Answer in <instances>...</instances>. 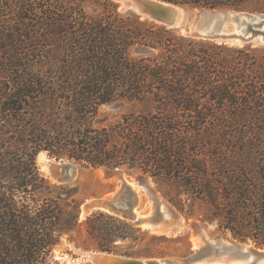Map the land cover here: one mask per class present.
Listing matches in <instances>:
<instances>
[{
  "label": "trees",
  "instance_id": "trees-1",
  "mask_svg": "<svg viewBox=\"0 0 264 264\" xmlns=\"http://www.w3.org/2000/svg\"><path fill=\"white\" fill-rule=\"evenodd\" d=\"M166 1L264 12V0ZM112 104L128 107L104 124ZM250 123L264 124V48L177 35L110 0H0V264H56L78 225L75 192L40 173L41 152L139 170L185 216L200 203L202 221L264 249V184H243L259 179L264 143L236 128ZM84 226L101 251L139 241L104 211Z\"/></svg>",
  "mask_w": 264,
  "mask_h": 264
},
{
  "label": "rangeland",
  "instance_id": "rangeland-1",
  "mask_svg": "<svg viewBox=\"0 0 264 264\" xmlns=\"http://www.w3.org/2000/svg\"><path fill=\"white\" fill-rule=\"evenodd\" d=\"M112 1V0H110ZM114 4L115 2L112 1ZM116 5V4H115ZM94 4L85 3L84 10L87 13H95L94 12ZM230 8H201V7H193L188 5H183V9L179 8V17L176 21V26L171 29L177 35H184L193 37L196 39H203L208 41H213L216 43H224L231 46H244V45H233L229 43L222 42L217 39L211 38H201L192 35H186L182 32V30L187 31L190 30L191 27L203 28L208 24V17L204 12L213 11L212 13H216L214 10L225 11ZM118 10V9H117ZM237 10V9H236ZM249 14H262L264 12H252L249 9H244ZM120 12V11H119ZM202 12V13H201ZM155 23V22H154ZM157 24V23H156ZM160 25V24H158ZM236 26V24L228 19L221 20L218 22L217 26L225 29H229ZM163 26V25H162ZM165 27V26H164ZM251 47L264 48V45H250ZM128 107V104L124 106L120 104H112V105H104L100 108V117L104 119L103 123L107 124L117 120L122 112H124ZM207 127H212V125H206ZM227 126V125H226ZM241 131V134L246 132L254 133V139L250 140V144L252 146H256L258 144L264 143V124L256 123V124H243L242 126H236ZM232 129V130H231ZM234 126H229V128H224L226 131H233ZM264 148V147H263ZM264 152V151H259ZM264 155V153H262ZM39 155V154H38ZM36 157V163L39 168L40 173L46 177L51 184H63L67 186L69 190L75 192L74 198H76L79 202L78 209V225L74 228V230L65 234L61 238V242L57 245L52 252L51 261L56 264H93L88 258L87 253H93L101 251L98 249L96 242L92 239L86 232L84 221L91 213H85L84 216L80 215V208L85 201L95 199V198H103L108 195H114L115 192L119 191L123 184V178L129 181L133 186L136 187L135 191L137 193L138 202L135 207V210L139 214V216L143 218H147L153 215L155 205L154 200L151 198L148 192V188L138 184H149V189L154 194V197L157 201H163L165 204V212L167 214V219L165 221H161V225L156 227L154 230H149L145 225H137L134 221L129 220L127 218L122 217L119 214H113L121 219H125L129 221L133 225L139 227V241L133 242L132 240L125 241H117L112 245L113 251L110 253H114L123 257L126 256V252H135L137 250H142L147 246H150L153 250V257L146 258L140 257L136 259L140 260H159L164 262H169L173 264H186L187 259L196 254L198 245L204 246V242L202 237L200 236L197 227H200L204 230L205 238L215 239L221 238L224 243L227 242H240L231 238L230 234L227 232H222L217 229L216 222H206L202 221V214L204 212V207L202 204L198 203L195 206V211L193 215L185 216L183 213L176 210L162 195L161 192L157 189L155 184H168L165 182H157L153 178L148 175L143 174L139 170L127 169L125 167L115 168V169H107L104 167L93 168L87 166L84 163H76L73 161H69L67 159L56 160L44 154L42 157ZM263 159V158H261ZM264 162L261 160L260 164ZM69 164L74 167V174L71 178L67 180H62L60 176L65 175L69 168ZM59 172V177L56 173ZM123 173V176L120 175ZM255 173L259 176V179H254L252 181H247L243 184H264V166L260 165L258 168H255ZM244 180H246V176ZM142 179H147V183H141ZM248 180H250L247 177ZM138 185V186H137ZM111 195V196H112ZM63 197H65L63 195ZM106 212V211H104ZM108 213V212H107ZM170 222H180L181 226L176 231H166L163 226L164 223ZM153 236H157L156 238H152ZM246 243L252 250H258L260 248H255L251 242H241ZM204 255H207V260H202L201 262H197L195 264H247L245 260H235L237 254L233 252H223L218 250L217 248L212 249L211 251L204 246ZM264 250V249H260ZM107 252V251H104ZM145 252V251H144ZM134 258V257H131ZM237 261H240L239 263ZM264 264V262H261Z\"/></svg>",
  "mask_w": 264,
  "mask_h": 264
},
{
  "label": "water",
  "instance_id": "water-1",
  "mask_svg": "<svg viewBox=\"0 0 264 264\" xmlns=\"http://www.w3.org/2000/svg\"><path fill=\"white\" fill-rule=\"evenodd\" d=\"M115 2L118 11L127 12L131 11L137 14L141 19H147L157 24L163 25L166 28H173L176 26L177 18L179 17L178 9L183 5L176 4L166 0H112ZM224 16L218 20L228 19L229 21L240 27L238 33L223 34L218 31H201L199 28L185 31L186 35L197 36L201 38L217 39L225 43L233 45H264V13L262 14H249L242 10L228 9L223 11ZM232 12L233 14H229ZM239 36V37H238ZM74 174V167L69 164V168L65 175L60 176L59 172L56 175L62 179L67 180ZM123 176V173H120ZM141 183H147V179H142ZM129 181L123 178V184L119 191L114 195L95 198L85 201L80 208V215L83 212L90 213L95 210L106 211L108 213L119 214L124 218L134 221L137 225H145L149 230H154L161 225V221L167 219L165 208H162L163 201H157L154 194L149 189V184H138L148 188L149 195L154 200L155 209L153 215L147 218L139 216L135 207L138 202L137 193L135 188ZM137 185V186H138ZM166 231H176L180 226V222L164 223ZM200 236L203 239L204 246L210 251L214 248L221 250L220 252H233L237 254L235 260H245L247 264H259L264 261V250H252L246 243L241 242H227L224 243L223 239H206L204 230L197 227ZM204 246L198 245L195 255L187 259L186 264H195L202 260H207V255H204ZM87 258L93 264H173L164 261L155 260H140L131 257H123L114 253L98 251L93 252ZM238 263L240 261H237ZM241 263V262H240ZM234 264V263H233Z\"/></svg>",
  "mask_w": 264,
  "mask_h": 264
},
{
  "label": "bare ground",
  "instance_id": "bare-ground-1",
  "mask_svg": "<svg viewBox=\"0 0 264 264\" xmlns=\"http://www.w3.org/2000/svg\"><path fill=\"white\" fill-rule=\"evenodd\" d=\"M216 13H212L213 11H209V12H204L202 14H205L207 17H208V24L203 27V28H200L199 30L201 31H218L219 33H223V34H226V35H229V34H233V33H236V34H239L238 31L240 29V27L238 26H235L233 25V27L229 28V29H225L222 27H218L217 24H218V20H220L223 16H224V12L223 11H218V10H214ZM229 14H233L232 12H228ZM178 19V18H177ZM234 24V23H233ZM193 28L195 27H191L190 29L192 30ZM182 32L185 34V31L182 30ZM239 37V36H238ZM45 153L44 152H41L39 153L38 157H42ZM112 195V194H111ZM111 195H108V196H111ZM106 196V197H108ZM162 208H165V204L163 203L162 204ZM87 213V212H83L81 214V217L84 216V214ZM87 255H91V253H87ZM264 262V261H262ZM261 264V262L259 263Z\"/></svg>",
  "mask_w": 264,
  "mask_h": 264
}]
</instances>
